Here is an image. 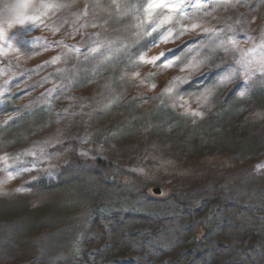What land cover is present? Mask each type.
<instances>
[{
	"label": "rangeland",
	"instance_id": "rangeland-1",
	"mask_svg": "<svg viewBox=\"0 0 264 264\" xmlns=\"http://www.w3.org/2000/svg\"><path fill=\"white\" fill-rule=\"evenodd\" d=\"M43 2L59 6L48 9L24 33L27 47L13 42L11 49L4 45L0 52V193H6L0 194V221L29 234L9 248L19 263L264 264V157L250 164L213 150L197 154L172 150L148 135L126 136L123 139L129 138V143L118 154L131 181L73 176L90 184L94 197H85V202L81 192L73 199L76 204L57 209H51L53 196L35 187L38 181L58 175L72 177L74 169L60 172L70 162L80 167L83 161L93 163L94 158L113 154L107 146L117 136L108 134L111 118L104 116L111 102L134 98L147 108L156 100L199 118L192 113L208 111L218 90L246 93L263 85L264 74L254 72L245 80L241 65L258 60L264 52L260 47L264 0H191L203 7L187 9L183 17L158 29L155 43L148 41L146 50L130 51L117 77L97 81L87 78L85 70L124 52L132 32L141 31L135 20L121 22L118 5L104 0H0V24L34 15ZM156 11L160 13L156 23L169 14L167 9ZM136 14L146 17L143 10ZM193 23L200 27L163 39L168 28L182 30ZM203 28L220 31L210 40ZM221 41L226 43L216 47ZM98 45V51L90 53ZM160 53H165L163 59H180L169 68L139 62L141 54L147 60ZM198 61L196 70L185 67ZM230 71H236L235 77L221 83ZM173 77H188L191 82L174 94L164 92ZM34 105L46 106L51 113L30 121L23 131L13 130L9 124L18 128L19 114L31 113L28 109ZM221 171L233 175L235 184L217 195L203 180L186 181ZM154 188L161 193L153 194ZM46 206L49 211L44 213ZM95 207L107 220L118 222L123 234L118 245L84 244L83 215ZM10 224L5 227L12 229Z\"/></svg>",
	"mask_w": 264,
	"mask_h": 264
},
{
	"label": "trees",
	"instance_id": "trees-1",
	"mask_svg": "<svg viewBox=\"0 0 264 264\" xmlns=\"http://www.w3.org/2000/svg\"><path fill=\"white\" fill-rule=\"evenodd\" d=\"M104 1L118 5L116 13H118L121 22L125 23L131 18L135 20L136 25L139 22L151 32L153 27H148L144 23L145 15L136 13L123 15L131 6L138 7L141 12L146 0ZM132 33L131 42L136 39V32ZM157 33L158 30L151 32V35L143 37L139 44L132 45L130 48L127 47L124 52L116 57L109 56L98 60L93 67L85 70V75H88L87 78L91 81L102 80L108 76L117 77L122 65L129 58L130 51H134V49L135 51L138 49L146 50L148 41L155 43ZM211 70H213V66L210 67V70L206 69L204 73ZM222 90L220 89L212 95L214 100L209 105L208 111L199 118L178 113L168 104L158 103L156 100L155 102L152 101L147 108H141L135 103L134 98L109 103L108 113L104 116L111 118L109 120L111 130L108 134L117 136V140H113L109 146H106L108 151L113 154L110 157L94 158L93 163L83 161L80 163L82 165L80 167L72 165L70 162L60 172L64 173L67 169L70 171L74 169L71 172L72 177L65 178L58 175L48 181L46 179L38 181L35 187L41 189L45 194L53 196V199L49 201L52 205L51 209H57L64 204H76L74 200L76 201L75 198L79 197L81 192L84 194H80L81 198L85 202H88L85 197H94L91 185L84 184L85 181L83 180V182L81 179L75 180L73 176L77 178V176L80 177V174H84L81 177L86 178V180L95 177L97 180L109 179L123 183L131 181L130 172L128 173L124 165L121 164L120 158L122 156L119 157L121 154H118L119 150L121 151L129 143V138L123 139L126 136L141 135L146 137L148 135L157 141L167 143L172 150H185L195 154L213 150L223 153L235 161L250 162V164L263 158L264 84L258 85V88H253L243 96L237 92L223 94ZM47 108L43 105H34L32 109H28L31 113L19 114L18 128L15 127L16 124L10 123L11 121H9V126L14 125L13 130L15 131L17 129L23 131L30 121L35 122L37 117H46L50 114L51 112ZM201 180L211 187L214 195L219 194L224 187L235 184L233 175L226 171L210 173L202 177L190 176L186 178V181L194 184ZM88 205L87 203L85 208H88ZM96 208L90 209L88 213L85 212L83 215L86 221L84 223L87 225L83 236L84 244L94 248L103 247L106 244L111 245L112 248L120 243L123 236L122 229L116 220H107ZM76 209L75 211H77ZM47 211H49L48 206L44 208V213ZM56 213L58 210L54 214ZM4 221H0V264H20L18 257L12 253L15 250H9V248L16 245L14 241H22L24 237H29V234L24 233L25 231H22L21 227L17 225L15 227V224L13 226ZM5 224H10L12 229H8L9 225L5 227ZM68 262L67 260L62 262L46 261L45 264H69Z\"/></svg>",
	"mask_w": 264,
	"mask_h": 264
},
{
	"label": "snow or ice",
	"instance_id": "snow-or-ice-1",
	"mask_svg": "<svg viewBox=\"0 0 264 264\" xmlns=\"http://www.w3.org/2000/svg\"><path fill=\"white\" fill-rule=\"evenodd\" d=\"M211 2V0H209ZM217 2H221V0H217ZM222 2L227 3L228 0H222ZM59 5H56L52 2H43L35 9V14L31 16H22L16 20H8L6 21V26L4 24H0V52L4 51V45H7L9 49L13 47V42H15L18 46L27 47L28 41L24 39V33L31 30V28L37 23V21L45 15L46 11L51 8L58 7ZM203 5L196 3H191V0H148V3L146 7H144L143 11L146 13L145 21L144 23L148 25V27H151L152 24H155L154 28H151V32H155L158 29H162L164 25L169 24L174 20L176 16L183 17L186 14V10L190 8H196L200 9ZM168 10V15L163 16L159 23H156V17L160 15L159 12L156 10ZM140 9L136 6H131L128 8V10L123 13V15H129L138 13ZM155 13V15H154ZM86 14V13H85ZM175 23L179 24V20H175ZM19 25V28L16 27V25ZM138 29H141V31H138L136 35V39L131 42V44L127 45L126 47H132V45L139 44L141 39L143 37H147L151 35V32L148 31L143 27V24L136 25ZM200 26L198 24L193 23L190 28L188 26H181L182 30H178L175 28H168L167 34L163 37L165 41H167L169 38L173 37L174 32L179 31L180 35H183L185 32L190 30H196ZM202 31L204 33L210 34L209 39H213L215 34L220 31L217 29H211V28H203ZM229 42H232V38H229ZM226 42L221 41L219 45L216 47H222ZM99 45L96 48L90 49V53H96L99 49ZM262 49H264V45L260 46ZM227 50V49H225ZM119 51V49H117ZM174 50L170 49L169 52H172ZM252 52H255V49L250 50ZM165 57V53H160L157 56H153L150 59H145L144 55L141 54L139 57V62L141 63H150L154 67L157 65H162L164 68L173 67L177 60L180 58L177 57L176 60L171 59H163ZM85 59H88V56H85ZM200 61L197 62L196 65H186V68H191L193 70H196L198 68ZM237 63H241L238 61ZM244 68V77L245 80H248L254 72H260L261 74H264V52H262L261 57L258 60L255 61H247V63H242L241 65ZM181 71H184V69H181ZM149 75H155V73H149ZM236 75V71H230L225 76L221 77L220 82L223 83L225 80H230L234 78ZM190 78L188 77H173L172 80L168 82V86L164 89V92L166 93H172L179 91L180 86L185 85L187 83H190ZM154 86V85H153ZM247 88V85L245 86ZM207 92V90H206ZM245 94V91H241L240 95L243 96ZM204 101L207 100V95L202 94ZM193 115L202 116L203 114L200 112H193ZM12 119V118H10ZM6 159V158H4ZM5 171H8V166H5ZM23 171H30V169H22ZM12 177L11 172H9V178ZM3 183V182H0ZM16 191H23L22 188L16 189ZM0 194H6V193H0Z\"/></svg>",
	"mask_w": 264,
	"mask_h": 264
},
{
	"label": "water",
	"instance_id": "water-1",
	"mask_svg": "<svg viewBox=\"0 0 264 264\" xmlns=\"http://www.w3.org/2000/svg\"><path fill=\"white\" fill-rule=\"evenodd\" d=\"M153 194L159 195L161 193V190L159 188H154L151 190Z\"/></svg>",
	"mask_w": 264,
	"mask_h": 264
}]
</instances>
